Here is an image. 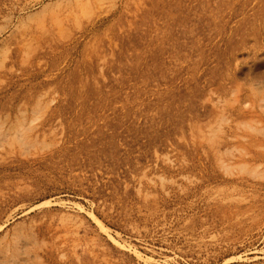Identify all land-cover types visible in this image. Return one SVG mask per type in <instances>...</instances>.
Instances as JSON below:
<instances>
[{"label":"rangeland","instance_id":"obj_1","mask_svg":"<svg viewBox=\"0 0 264 264\" xmlns=\"http://www.w3.org/2000/svg\"><path fill=\"white\" fill-rule=\"evenodd\" d=\"M0 264H264V0H0Z\"/></svg>","mask_w":264,"mask_h":264}]
</instances>
